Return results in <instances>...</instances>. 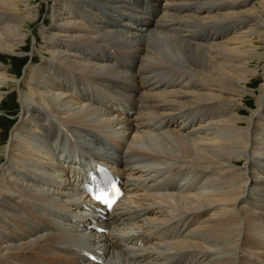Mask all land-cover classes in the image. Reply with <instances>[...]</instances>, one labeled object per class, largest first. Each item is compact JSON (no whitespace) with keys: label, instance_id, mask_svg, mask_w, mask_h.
Wrapping results in <instances>:
<instances>
[{"label":"bare ground","instance_id":"obj_1","mask_svg":"<svg viewBox=\"0 0 264 264\" xmlns=\"http://www.w3.org/2000/svg\"><path fill=\"white\" fill-rule=\"evenodd\" d=\"M38 1L0 0L1 53L18 54L29 41L30 29L46 11L43 3L33 6ZM151 1L146 3L154 13L139 1L132 7L127 0H47L51 23L39 29L42 40L33 35L48 56L18 86L24 117L0 173V264H264V222L251 211L264 195V0H158L157 6ZM94 45L124 51H106L104 59ZM128 50L138 54L131 69L115 63ZM2 60L0 104L17 81V71H8ZM61 68L67 71L63 77L53 72ZM258 76L256 91L252 80ZM104 91L117 101L104 100ZM250 93L256 96L253 105L246 99ZM243 105L251 109L246 116ZM52 114L71 127L65 130L71 144H82L77 160L61 159L55 126L44 120ZM151 122L166 129L156 130ZM83 149L122 175L120 185L130 192L109 210L99 211L79 191ZM41 150L59 159L49 167L68 178L56 183L34 174L43 169ZM162 168L171 169L175 179L183 176L186 191L140 192L137 181L158 176ZM194 178L201 184L191 192ZM209 184L221 187L207 191ZM18 194L22 202L14 199ZM24 202L60 205L57 214L79 223L66 224L74 237L62 242L81 237L97 259L61 242L42 244L43 225ZM172 218L188 232L162 234L160 241L155 225Z\"/></svg>","mask_w":264,"mask_h":264},{"label":"rangeland","instance_id":"obj_2","mask_svg":"<svg viewBox=\"0 0 264 264\" xmlns=\"http://www.w3.org/2000/svg\"><path fill=\"white\" fill-rule=\"evenodd\" d=\"M134 1V2H133ZM163 0H159V2H161ZM254 0L251 1V3H253ZM125 2V1H124ZM127 2H130L132 4V7H135L136 3L138 2V0H127ZM157 3L158 0H153L151 1V3ZM44 6H43V4ZM126 4V2H125ZM42 5L43 7H45V12L43 11L39 17H38V20H36L32 26V28L30 29V34H28V38H29V43L28 42H24V44H22L24 47L22 50H18V54H10V55H7L5 53H1L0 52V60L3 61V65L7 67V70L10 71V72H16V77H17V81L16 83L13 85V86H10L2 95L4 98L2 104H0V133L2 132L3 135L1 134V137H2V146L0 144V157L3 158V161L0 162V173H1V170H2V167L3 165L6 164V160H7V153H8V144H9V141L10 139L12 138V136L16 133V127L19 126V123L21 122L22 118L24 116L23 115V109H22V101H21V93L19 91V84L20 82H22V84H24L25 80H26V76L28 77V71L31 72L32 68L33 67H37L41 62H43L44 60V52H42L41 48H42V45L41 43H39L38 41H35V37L33 35V32H37L38 33V37L40 38V40H42V32L41 29L42 27H44L45 25L43 24V22H47V23H51V21L49 20V15L47 14V9H48V3H47V0H39L37 3L33 4V6L35 8H39V6ZM157 6V4H156ZM158 9V8H157ZM109 13V12H107ZM111 13V12H110ZM101 16L103 15L100 14ZM109 15V14H108ZM117 15V14H115ZM42 16V17H41ZM106 17H104L106 20L109 18L107 17V15H105ZM122 18H126V17H120V19ZM37 22V23H36ZM39 22V23H38ZM40 24V25H39ZM137 27H142V25L137 22ZM32 31V32H31ZM216 31V30H214ZM41 33V34H40ZM39 47V48H38ZM26 48V49H25ZM105 48V49H104ZM36 49V50H35ZM102 51L106 52H111V53H116L118 51H122L121 49L119 50V48H114L112 46L110 47H102L101 48ZM97 50V49H96ZM113 50V51H112ZM38 53H37V52ZM124 51V50H123ZM41 52V53H40ZM97 52V51H96ZM127 53H130L132 54V57L134 56H137L138 54H136L134 51H125ZM76 53H73L72 55V58H73V62L74 60L77 59V57L75 56ZM97 55H101L103 58H104V55L97 52ZM134 55V56H133ZM5 56V57H4ZM45 56H48V55H45ZM125 53L123 52V55H122V60L125 59ZM8 57V58H7ZM11 57V58H10ZM15 58V59H14ZM42 58V59H41ZM136 58V57H135ZM105 59V58H104ZM107 60H110V59H107ZM34 61V62H33ZM70 61V60H69ZM137 61V59H136ZM72 62V61H70ZM121 63H123V61H121ZM38 64V65H37ZM132 64L133 61H132ZM37 65V66H36ZM32 67V68H31ZM132 65L129 66V68L131 69ZM15 68V69H14ZM31 68V69H30ZM123 68V67H121ZM26 72V73H25ZM25 73V74H24ZM257 78H260V76L258 77H255L254 80V84H253V88L252 89H255L256 91L260 88L261 86V83L260 81L261 80H258ZM258 81H257V80ZM116 81V80H115ZM18 82V83H17ZM14 91V92H13ZM15 93V94H14ZM254 93H250L248 94V96H246V99L248 100L247 102H249L251 105H253L255 99H256V96L254 95ZM21 96V97H20ZM1 98V99H2ZM253 99V100H252ZM16 103V104H15ZM17 106V107H16ZM19 106V107H18ZM12 107V108H11ZM20 108V109H19ZM241 109L244 110L245 112V116L247 115V113L249 114L251 109L248 108L246 105H243L241 106ZM217 111L218 113H216L215 111ZM16 111V112H15ZM15 112V113H14ZM213 112L216 114V116L218 117L220 115V111L218 109H213ZM22 113V114H21ZM115 115V114H114ZM216 117V118H217ZM44 120H47V123L50 125V126H55L54 123L49 119V118H45ZM59 120V119H58ZM20 121V122H19ZM60 121V120H59ZM65 126V130L66 131H70L69 129L71 127L67 126V125H64ZM86 137H83L82 139L85 140V143L87 144V146L91 149V150H97V147L94 149L93 147V144L90 143V139H91V136L90 135H85ZM22 137V136H21ZM192 137V136H191ZM7 138V139H6ZM23 138V137H22ZM24 139V138H23ZM51 140V139H50ZM7 150V151H6ZM2 151V152H1ZM96 152V151H95ZM104 153V151L102 152ZM47 154V153H46ZM38 158L36 155H33V158H38L39 161H43V163L41 164L43 166V171L41 170V172H36L34 171V174H37L41 177H44V178H49L51 180H53L54 182L56 183H59L61 182V180H65L66 178H68L67 176H62V173H58L57 171H59V169H53L49 166H51L49 164V162L51 163V161H53L55 158L52 156H47L45 155V152L44 151H39L37 153ZM44 155V156H43ZM4 156V157H3ZM28 157V156H26ZM48 157V158H46ZM30 158V157H29ZM32 158V157H31ZM32 158V159H33ZM52 158V159H51ZM54 158V159H53ZM65 160L63 161H66L67 158L64 157ZM262 159V158H261ZM5 161V163H4ZM30 162L31 159H29ZM56 161V160H54ZM53 161V162H54ZM56 168H58V164L55 165ZM76 166V165H75ZM47 167V168H46ZM49 167V168H48ZM53 167V166H52ZM77 167H80V164L77 165ZM240 167H243V165H240ZM239 166H236V168H239ZM42 168V167H41ZM51 168V169H50ZM40 171V170H38ZM52 172V173H51ZM239 176V174H237ZM50 176V177H49ZM78 176V174H76V177ZM202 176H203V179L207 182L209 180V177L206 176V174L204 172H202ZM195 179V178H194ZM192 179L191 180V189L190 191L193 192L195 191L198 187H200L199 185L201 184L200 182L198 183V181H196V179L194 180ZM199 179V178H198ZM194 181V182H193ZM199 184V185H198ZM209 184V189H207V191H214V188L217 187H221V186H217V185H211ZM194 187V188H193ZM53 188H58V186H54ZM142 192V191H140ZM130 196H134V193H132ZM19 199V200H22V197H21V194H18L14 199ZM255 201H258L260 200L258 203L259 204H256L255 205V208L251 207V211L253 212L255 210V214L254 216L255 217H259L258 213L259 211H261V208L263 207L262 205L264 204V195H259L258 196V200L257 198H253ZM18 201V200H16ZM19 202H22V201H19ZM68 204V203H67ZM248 205H250V202L247 203ZM24 205H27L28 207V210L29 212L31 213V215L37 220L39 221L43 227L42 229L44 230V233L42 235V244H51V242H62L63 239L67 238L68 236L69 237H74L72 235H70V232L67 230V226L66 224L68 225V227L71 225H77L79 223H71L72 221H67L65 219H63V214L59 213L57 214V212H55L56 210H60V205L57 206V205H54V204H50V203H45L43 202L41 206H30L28 203L24 202ZM251 206V205H250ZM249 206V207H250ZM253 206V205H252ZM260 206L261 208L257 209V207ZM246 208V206H245ZM264 208V207H263ZM55 209V210H54ZM56 213V214H55ZM66 222H64V221ZM135 219L132 220V222H134ZM46 225L50 226H58L62 232L57 234V233H53V232H50L49 230L46 229ZM57 236H60L59 238ZM174 240V238H173ZM54 245H56L54 243ZM143 247V245L141 246Z\"/></svg>","mask_w":264,"mask_h":264},{"label":"snow or ice","instance_id":"obj_3","mask_svg":"<svg viewBox=\"0 0 264 264\" xmlns=\"http://www.w3.org/2000/svg\"><path fill=\"white\" fill-rule=\"evenodd\" d=\"M96 198H97L98 200H99V199H102L101 196H97ZM105 203H109V202H108V201H105Z\"/></svg>","mask_w":264,"mask_h":264},{"label":"flooded vegetation","instance_id":"obj_4","mask_svg":"<svg viewBox=\"0 0 264 264\" xmlns=\"http://www.w3.org/2000/svg\"><path fill=\"white\" fill-rule=\"evenodd\" d=\"M105 77H107V76H105ZM68 90V89H67Z\"/></svg>","mask_w":264,"mask_h":264}]
</instances>
